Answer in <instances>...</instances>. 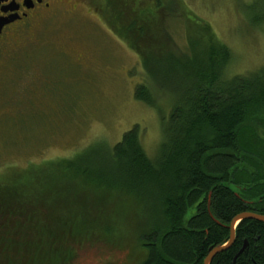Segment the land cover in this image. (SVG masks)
Instances as JSON below:
<instances>
[{"label":"trees","instance_id":"1","mask_svg":"<svg viewBox=\"0 0 264 264\" xmlns=\"http://www.w3.org/2000/svg\"><path fill=\"white\" fill-rule=\"evenodd\" d=\"M170 1L80 0L138 56L147 82L174 95L162 140L149 157L136 125L113 145L97 141L72 158L13 170L0 183V223H11L0 225V264H70L69 245L112 235L105 215L118 217L124 203L132 220L146 217L140 264H203L229 241L233 218L264 215V65L230 73V48L182 3L186 46L175 48ZM258 3L252 27L264 25ZM134 97L157 108L147 83ZM16 207L31 221L14 220ZM210 264H264V223L239 222L233 244Z\"/></svg>","mask_w":264,"mask_h":264},{"label":"rangeland","instance_id":"2","mask_svg":"<svg viewBox=\"0 0 264 264\" xmlns=\"http://www.w3.org/2000/svg\"><path fill=\"white\" fill-rule=\"evenodd\" d=\"M77 2L76 7H56L14 39L0 58V183L13 170L72 158L97 141L113 145L136 125L147 155L157 152L174 95L149 84L138 56L109 32L92 9ZM167 3L173 6V15L165 25L175 48L184 51L186 46L188 18L181 12L182 3L190 16L207 23L230 48L235 59L230 73L242 74L264 65V25L252 27L250 23L258 0ZM145 83L157 101L156 109L134 97L136 87ZM122 207V214H127L123 221L122 214H110L109 219L105 215L112 235L67 244L73 251L67 259L70 264L141 263L144 252L137 236L145 232L146 217L132 220V207L127 203ZM16 209L20 215L14 220L31 221L22 217L23 208ZM62 235L60 231L56 238ZM57 239L58 246L65 245Z\"/></svg>","mask_w":264,"mask_h":264},{"label":"flooded vegetation","instance_id":"3","mask_svg":"<svg viewBox=\"0 0 264 264\" xmlns=\"http://www.w3.org/2000/svg\"><path fill=\"white\" fill-rule=\"evenodd\" d=\"M79 0H0V58L13 40L21 38L46 15L62 5H79Z\"/></svg>","mask_w":264,"mask_h":264},{"label":"water","instance_id":"4","mask_svg":"<svg viewBox=\"0 0 264 264\" xmlns=\"http://www.w3.org/2000/svg\"><path fill=\"white\" fill-rule=\"evenodd\" d=\"M242 220H255V221L264 223V215H259V214H256V213L245 212V213L239 214L238 216L233 218L232 222L230 223V226L228 227L229 230H230L229 241L223 246H217V247H215L213 249H210L209 252H208V255L204 259L203 264H210V262L212 261V259L214 258V256L216 254L226 250L227 248H229L233 244L234 239H235V227ZM245 249H246V244L239 251L238 255L243 253V251H245Z\"/></svg>","mask_w":264,"mask_h":264}]
</instances>
